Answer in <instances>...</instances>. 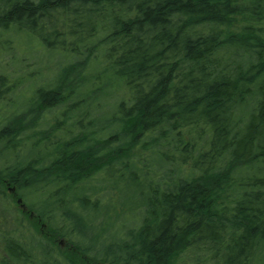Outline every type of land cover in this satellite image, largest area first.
<instances>
[{"label":"trees","instance_id":"16d2710c","mask_svg":"<svg viewBox=\"0 0 264 264\" xmlns=\"http://www.w3.org/2000/svg\"><path fill=\"white\" fill-rule=\"evenodd\" d=\"M0 264H264V0H0Z\"/></svg>","mask_w":264,"mask_h":264},{"label":"rangeland","instance_id":"374dc122","mask_svg":"<svg viewBox=\"0 0 264 264\" xmlns=\"http://www.w3.org/2000/svg\"><path fill=\"white\" fill-rule=\"evenodd\" d=\"M57 59V57L55 58ZM33 61L32 60H28L26 61V65H27V68L28 69H31L33 68ZM123 183L120 182V179H115L111 184H110V187H114V185H117L119 186L120 190L122 191L121 192V195L124 194L125 197H127L128 195V192H124L126 191L127 187H125L124 185H122ZM122 198V197H121ZM131 202V201H130Z\"/></svg>","mask_w":264,"mask_h":264}]
</instances>
